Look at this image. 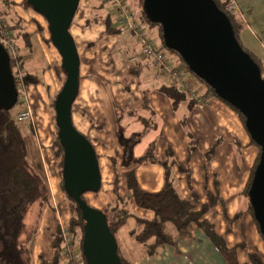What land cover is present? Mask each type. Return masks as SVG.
<instances>
[{
    "label": "crops",
    "instance_id": "obj_1",
    "mask_svg": "<svg viewBox=\"0 0 264 264\" xmlns=\"http://www.w3.org/2000/svg\"><path fill=\"white\" fill-rule=\"evenodd\" d=\"M10 1L13 16L22 21L32 40L31 49L22 39H15L18 54L23 56V71L37 81L36 84L25 85L23 90L33 117L31 121L25 122L24 129L29 159L47 180L51 205L58 212V224H55V216L46 209L34 238L32 248L36 252V262L40 264L39 255L52 258L53 235L57 228H68L70 219L69 212L60 213L66 198L62 192L61 174L54 151L56 125L47 94L48 90L53 97L59 93L64 76L55 68L61 64L57 49L47 42L46 33L42 40L37 31L38 25L44 30L47 28L46 21L37 17L36 12L27 11L25 0ZM128 7L131 10L129 5ZM3 9L0 7L1 11ZM79 13L78 10L71 27L81 60L79 95L72 108L76 129L92 142L99 158L102 150L97 148H115L118 126L122 127L123 133L125 131L129 135L126 138L140 134L142 138L136 145L134 154L141 157L152 148L153 155L151 161H143L132 169H135L141 189L147 192H159L163 189L165 168L161 163L169 165L170 152L172 164L169 167H172V180L179 196L190 200L194 191L201 203L208 202V192L218 196L226 204L228 219L224 217L220 206L208 212L205 219L214 225L229 248L242 244L246 246L238 252L239 264H251L250 254L256 253L264 262V239L249 213V204L244 195L260 150L252 144L239 115L211 95L207 96L203 105L192 106L187 100L174 105L162 91L172 83L161 74L160 66L140 56L141 47L133 31H120V46L124 45L126 53L117 51L114 62L111 63L113 57L110 60L108 54H105L104 58L100 56L102 52L96 50L97 46L89 47V44H94L97 38L103 36L105 27L97 25L85 29L83 26L90 11L80 18ZM138 23L142 33L160 45L158 29ZM241 27L240 33L245 32L246 27ZM80 45L86 46V49L81 51ZM171 57L174 65L183 69L178 58L175 55ZM40 70L41 81L37 73ZM201 91V94L206 92L203 89ZM32 102H35V106L31 105ZM117 107L122 109L119 117L116 114ZM23 109L24 106L20 105L17 113ZM90 120L100 123L103 131L93 129ZM184 121L185 127L182 123ZM146 122H153L150 128L145 126ZM191 136L198 143L194 153H190ZM108 160L105 159V163ZM130 208L139 217L153 216L151 212L137 209L134 204ZM238 214L239 218L234 219ZM136 251L125 258L131 264H227L218 248L196 225L189 228L186 236H176L172 246L159 248L153 256H145L142 248H136Z\"/></svg>",
    "mask_w": 264,
    "mask_h": 264
},
{
    "label": "water",
    "instance_id": "obj_2",
    "mask_svg": "<svg viewBox=\"0 0 264 264\" xmlns=\"http://www.w3.org/2000/svg\"><path fill=\"white\" fill-rule=\"evenodd\" d=\"M80 2L27 0L46 19L66 76L55 101L56 127L63 148V188L82 210L85 222L83 256L87 264H122L106 216L82 200L87 193L100 192L102 176L93 144L76 129L72 118L81 60L71 27ZM143 9L152 23L161 26L165 47L245 118V128L261 150L249 201L264 238V79L260 67L242 48L229 17L214 0H144ZM18 97L10 56L0 43V109L11 111Z\"/></svg>",
    "mask_w": 264,
    "mask_h": 264
},
{
    "label": "trees",
    "instance_id": "obj_3",
    "mask_svg": "<svg viewBox=\"0 0 264 264\" xmlns=\"http://www.w3.org/2000/svg\"><path fill=\"white\" fill-rule=\"evenodd\" d=\"M214 1L216 2L218 8L229 17L236 38L239 41L238 31L240 26H236V24L238 25L239 23L235 14L229 12L226 8V3L223 0ZM1 2L5 5V8L3 7L4 9L2 11L5 21L10 27L12 26L16 29L14 31L15 39H22L25 44L32 49L31 36L22 25V21L16 16H13V13L11 12L12 2L10 0H0V3ZM139 2H141V10L138 15L139 22L148 27L157 28L160 35V45L158 46L163 48L168 56L171 57L175 55L179 62H181V64L189 70L177 53L168 50L165 47L161 26L152 23L147 17L143 9L144 0H139L138 3ZM125 5L128 8L129 13L132 14L134 21H136L137 25H139L140 23L136 20L134 12L132 13L127 6L126 0ZM111 6L114 8L115 18L117 20L120 8L113 1H111ZM25 7L29 10H33L27 4V0H25ZM97 12L99 11L96 9V13ZM116 20L114 22V17L111 13H107L105 16H99L94 13L92 17L88 19L84 28L90 29L97 25H103L106 30V35H120L121 32L119 26L114 25L117 24ZM246 52L250 54L248 51ZM250 56L260 67L262 77L264 78V72L257 60V57L252 54H250ZM18 59L21 61L20 65L23 70V56L18 54ZM62 73L65 76L63 71ZM189 73L198 80L199 85L202 84L207 87L205 93H200V100L207 99L208 95L218 98L211 87H209L201 79L197 78L190 70ZM59 74H61V71ZM13 75L15 78L17 77L14 72ZM65 80L66 76L62 87ZM31 82H35V79L32 78L30 74L23 71L24 85L31 84ZM162 91L172 100L174 105L184 100L189 101L192 106L200 105V100L190 99L189 96L183 90L177 88V86L171 85L170 87L163 88ZM221 101L233 109L245 125V118L228 103L223 100ZM20 105L21 103L18 102L15 106V110L13 108L11 111L0 109V264H34L33 260L35 258V254L32 244L39 229L42 211L46 206L51 204V194L48 183L45 177L39 172L38 168H35L31 164L29 159V148L24 136L25 123H20L16 120L17 107ZM116 114L118 117L121 116L122 109L117 107ZM182 123L185 127V121ZM92 126L97 127L99 130L103 129L102 126L95 124L94 122H92ZM118 130L120 143L126 150V156L122 163L123 167L127 170L125 173L127 194L124 196L118 194V182L120 179L117 172H115L114 190L116 198L101 209L106 216L109 229L116 240L119 232L128 225L129 221L132 220L134 221V228L129 232V236L143 249L144 255L150 257L155 255L159 248L172 246L176 236H186L189 228L192 225H196L206 233L212 243L218 248L227 264H239L238 252L240 249L246 248L245 245L242 244L234 248H229L224 238L220 236L216 232L214 226L205 219L206 214L213 207L221 204L220 202H222V200L218 196H214L208 192V202L201 203L198 194L194 191H192L190 200L181 198L174 187L168 163L165 167V185L163 189L159 192H147L142 190L138 183L135 170L132 168L143 161H151L153 149L149 148L145 155L137 157L134 154V149L141 141L142 136L140 134H136L130 138H126L122 137V129L118 128ZM57 133L58 128L56 127V134ZM252 144L256 145L253 141ZM54 151L58 162L59 172L62 177L63 148L56 137ZM191 152L192 148H190V153ZM168 154L171 158V153L168 152ZM97 158L99 160V156H97ZM260 158L261 150L254 164L251 178L244 190V195L248 198L249 213L253 216V218L254 212L249 201V192L252 186L255 171L260 163ZM113 163L115 166L114 160ZM61 185V187H63L62 178ZM84 196L85 195L82 196V200L89 204ZM66 200L70 215L68 228H66L67 234L71 236L73 241L76 237L81 236L83 244L85 222L82 218V210L76 201L67 194ZM131 204H134L137 209L151 212L153 215L152 218L137 216V214L132 212L130 208ZM33 210L34 213L32 214V221L29 224L27 221ZM239 216L240 215L238 214L234 219H238ZM256 225L258 227L257 222ZM56 231L57 232L53 235L52 242L53 256L51 259H48L44 255H39L38 259L40 264H79L75 260L74 256H67L66 242L63 233L64 230L62 228H57ZM118 255L122 264H131L123 257L119 243ZM79 257L82 260V263L80 264H87L83 256L82 245ZM250 262L251 264H264V262L256 256V254H250Z\"/></svg>",
    "mask_w": 264,
    "mask_h": 264
},
{
    "label": "rangeland",
    "instance_id": "obj_4",
    "mask_svg": "<svg viewBox=\"0 0 264 264\" xmlns=\"http://www.w3.org/2000/svg\"><path fill=\"white\" fill-rule=\"evenodd\" d=\"M138 1L139 0H126V3H127V6L129 5L131 7L130 11L132 13L133 12L135 13L136 20L139 22L138 15H139L140 10H141V4H140L141 2L138 3ZM235 3H236V6L238 5L239 9H240L239 10L238 6H237V13L235 14L236 18L238 19V23H239L238 25L236 24V26L237 27L240 26L239 31H238L240 44L242 45V47L246 51H248L250 54H252V55L257 57V60H258L260 66H261V68H262V70L264 72V0H235ZM0 7H4L5 8L4 3H0ZM96 9L100 13L99 12L96 13ZM26 10L30 12L29 9L26 8ZM87 11L88 12L90 11V14L87 16L88 19L91 18L94 13L98 14L99 16H105L107 13H111V14H113L114 22L116 20L114 8H112L110 0H81L80 9H79L80 13L78 15L79 18L83 17L84 13L87 12ZM32 12L34 13L33 10H32ZM32 15H35V14H32ZM36 16L41 18V19H43V20H45L41 15H39L37 13H36ZM239 17H241V20L239 19ZM100 18H103V17H100ZM76 25H77V23L75 24V26ZM114 25L117 26V24H114ZM241 26H243V28L246 27V31L243 32V33H240L241 29H242ZM247 27H249V29ZM37 28H38V30H37L38 34L40 35L41 39L42 40L44 39V33H46L47 42L51 43L50 42L51 39H50L49 30H48V25H47V28H45V30L43 29L42 26H39V25H38ZM252 33H253V35H252ZM100 35H98V36H100ZM116 37L119 38V34L118 35H114V36H109V35H106V30H105V32L103 33V36L101 35L99 38H97V40L95 41L94 44L93 43H91L92 45L89 44V47L93 48L94 46H97L96 50L102 52V54L100 56L105 58V54L106 55L108 54L110 60H111V57H113L112 58V62H111V63H113L114 62L113 61L114 60V55L117 54V51H119L120 53H124V54L126 53V49H124V45L122 44L120 46L121 39L119 38V41H117ZM31 42H32V40H31ZM96 44H99V45H96ZM119 46H120V48H119ZM80 47H81V51H84L86 49V46L82 47V45H80ZM82 53L84 54V52H82ZM119 54H118V56H119ZM19 63H21L20 60H19ZM25 68H28V67L25 66ZM55 68H56L57 72L61 71V75L64 76V74L62 73V70H61V64H60L59 67H55ZM37 73H38V78L41 81V78H42V75L40 74L41 70L37 71ZM192 77H194V76L192 75ZM64 79H65V76L63 77V81H64ZM194 79H195V86H196V88L198 90H200V91L202 89L206 90V88H207L206 85H202V84L199 85L198 84V80L195 77H194ZM32 84H36V80ZM38 84H39V82H38ZM29 85L30 84H28V86ZM49 91L50 90H48L47 94L49 96L48 99H49V103H50V110H51V112H52V114L54 116V123L56 125L55 101H56V97L57 96L53 97L54 95H49ZM53 101H54V104H53ZM32 103L33 104H31V105L35 106V102H32ZM52 104H53V106H52ZM14 110H15V108H14ZM92 122H94V121L90 120L91 126H92ZM94 123L100 125V123H97V122H94ZM146 123L147 124H145V126L147 128H150V126H151V124L153 122H146ZM185 123H186V121H185ZM93 127L94 126H92V128ZM118 128L122 129V127H120V126H118ZM118 128L116 129V139L117 140H116V142L114 144L115 148H100L99 146H101L100 145L101 141L98 144L99 148H97V149H99V151L102 150V152H100L101 155H100V158H99V163H100L99 166H100V172H101V176H102L101 190H100L99 193H91V194L87 193L84 196V198L88 201V203L90 205H92V207H94L96 209H100V210L103 209V207L105 205H107L109 202L113 201L116 198V194H115V190H114V182H115L114 176H115V172H117V175L119 176V179H120L119 182H118L119 183L118 184L119 185L118 186V194H120L121 196H124V195L127 194L126 179H125V172L127 170L123 167V163H122L123 159H125V156H126V150L122 147V145L120 143V138H119L120 135H119ZM93 129H97V127H94ZM100 131H103V130H100ZM57 134L55 135V137L58 139ZM126 136L128 137L129 135H127V133L124 131L122 137H126ZM190 138H191L190 145L192 146L190 148H192V152L194 153L197 150V148H198V143H197V140L193 136H191ZM211 151H210V153H211ZM171 158H168L169 165L172 164ZM105 159H109L107 163H105ZM113 160L115 161V166H114ZM155 161H157V160L155 159ZM161 165L164 168L166 167L164 162H162ZM170 170H171V174H172V167H170ZM62 192H63V194H64V196L66 198V192H65L64 188L62 189ZM246 199L248 201L247 197H246ZM220 203L221 204H219L218 206H220L222 208V213H223L224 217L227 218L226 207H225L226 204L223 201L220 202ZM46 209H48V210H50L52 212V214L55 216V220H56L55 224L56 223L58 224V212L54 208V206H52L51 204L46 206L43 209L42 215H41V219H42ZM213 209H214V207L210 211H212ZM66 211L69 212L68 211L67 200L64 203L63 210H60V213H63V212H66ZM33 213H34V210L31 212V214H30V216L28 218L27 222L29 224L32 221V214ZM231 221H234V220H231ZM40 222H41V220H40ZM133 228H134V221L131 220V221H129L128 225L119 232V234L117 236V240H118V243H119V245L121 247L122 255H123L124 258H128L127 256L129 254L136 253L137 252L136 248L137 249L141 248L129 236V232ZM74 241L76 242L75 253L78 256H80V249H81V245H82L81 236L76 237L74 239ZM33 251H34V254L36 255V252H35L34 249H33ZM256 256L259 257V255L257 253H256ZM33 262L35 264L36 258H34ZM36 264H39V262H36Z\"/></svg>",
    "mask_w": 264,
    "mask_h": 264
},
{
    "label": "built area",
    "instance_id": "obj_5",
    "mask_svg": "<svg viewBox=\"0 0 264 264\" xmlns=\"http://www.w3.org/2000/svg\"><path fill=\"white\" fill-rule=\"evenodd\" d=\"M119 8L120 12L117 15V25L120 30H131L137 35L138 43L141 47L140 56L147 60H152L156 65L160 66L161 74L168 77L172 85L177 86L183 90L190 99L200 100V92L195 86L194 77H188L189 70L183 66L180 69L174 65L172 57L168 56L164 49L158 46L152 39L146 37L140 26L134 21L132 14L129 13L125 5V0H111ZM226 3V8L230 13H237V6L235 0H223ZM0 43L7 50L10 60L11 68L16 74V85L19 92L18 101L24 106V109L16 114V120L20 123L29 122L33 119L32 111L29 105L26 104V97L24 94L23 70L19 63L17 45L12 26L5 21L2 11L0 10ZM205 99L200 100V105H203ZM67 229H64V239L66 242L67 256H74L75 260L80 264L81 258L75 253L76 242L72 240L71 236L67 234Z\"/></svg>",
    "mask_w": 264,
    "mask_h": 264
},
{
    "label": "bare ground",
    "instance_id": "obj_6",
    "mask_svg": "<svg viewBox=\"0 0 264 264\" xmlns=\"http://www.w3.org/2000/svg\"><path fill=\"white\" fill-rule=\"evenodd\" d=\"M44 18V17H43ZM124 31V30H123ZM123 57V56H122ZM264 79V78H263ZM24 87H25V85H24ZM19 102V101H18ZM60 230V229H59ZM70 231V230H69ZM57 232V231H56ZM71 232H73V231H71ZM56 237V236H55ZM60 241H62V240H60Z\"/></svg>",
    "mask_w": 264,
    "mask_h": 264
}]
</instances>
